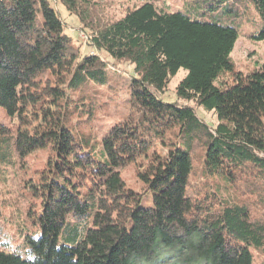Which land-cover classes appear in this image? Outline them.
<instances>
[{
	"label": "trees",
	"instance_id": "1",
	"mask_svg": "<svg viewBox=\"0 0 264 264\" xmlns=\"http://www.w3.org/2000/svg\"><path fill=\"white\" fill-rule=\"evenodd\" d=\"M55 1L89 47L132 67L129 113L98 136L94 93L114 75L107 62L79 52L49 0H0V183L16 168L26 191L10 217L22 242L11 251L18 236L0 226V264H256L264 61L243 73L230 54L244 23L264 39V0H182L174 11L137 0L104 22L91 17L101 0ZM179 70L177 101L164 103ZM37 152L44 165L30 179L22 165ZM128 166L141 191L126 186Z\"/></svg>",
	"mask_w": 264,
	"mask_h": 264
},
{
	"label": "rangeland",
	"instance_id": "2",
	"mask_svg": "<svg viewBox=\"0 0 264 264\" xmlns=\"http://www.w3.org/2000/svg\"><path fill=\"white\" fill-rule=\"evenodd\" d=\"M49 2L63 24V33L71 38L73 45L78 48L79 52L81 54H97L107 62L110 73L114 74L113 77L109 79V83L106 86L99 89L96 88L94 93L95 103L93 102V108L95 111L93 110V114L95 123H92V129L94 132H97L99 136L111 125L120 122L129 113V107L127 104L128 96L125 93V88L126 84L131 79L132 67L126 62L113 61L105 52L96 51L89 47L86 44L87 37L82 32V27L78 22L77 17L70 14L58 1L49 0ZM182 3V0H157L156 5L158 8L163 7L166 10L174 11L182 9ZM138 4L139 2L137 0H101L100 6L98 4L96 11L91 12V17L93 22H104L106 19H118L124 15L127 9L133 8ZM253 27L254 26L249 23H244L242 25L230 54L235 69L243 73L253 70L264 61V39L256 40L251 37V32L254 30ZM184 75L185 71L179 70L178 73L171 78L166 91L162 95H159L164 103H173L177 101L175 88ZM195 112L197 116L209 126L217 124V119L213 112H205L199 108H197ZM77 130L81 131L79 129ZM86 133H88V131L85 132V134ZM44 161L45 153L43 152H37L27 156L22 165V171L24 169L26 170L25 177L35 179L37 173L42 169ZM19 165L20 164H18V166ZM14 169L12 171H6L2 176L3 179H6V187H3L0 183V207L2 213L0 226L5 227L8 234H13L16 238L18 236L17 229L14 226L15 222L10 218L11 211L13 208L19 206L17 204L19 201L15 196H20L26 191L18 190L20 187V179L18 178V171ZM121 176L128 188L135 191H141V185L135 180L134 166L125 167L121 171ZM194 184L201 186L204 182L201 179H196L194 180ZM143 205L150 206L149 195L145 197ZM6 223L9 224L7 225ZM26 224H28V226L30 225V223ZM16 241L17 242L11 241V251H15L18 244L22 242V238L18 236ZM18 252L23 258H33L32 255L24 253L23 250ZM262 258L264 259V256L256 258V264Z\"/></svg>",
	"mask_w": 264,
	"mask_h": 264
}]
</instances>
